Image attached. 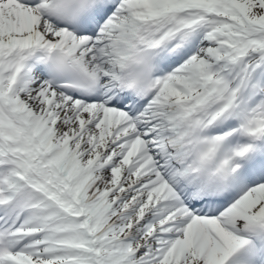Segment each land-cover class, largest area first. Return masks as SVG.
Masks as SVG:
<instances>
[{
	"label": "snow or ice",
	"instance_id": "snow-or-ice-1",
	"mask_svg": "<svg viewBox=\"0 0 264 264\" xmlns=\"http://www.w3.org/2000/svg\"><path fill=\"white\" fill-rule=\"evenodd\" d=\"M0 264H264V0H0Z\"/></svg>",
	"mask_w": 264,
	"mask_h": 264
}]
</instances>
